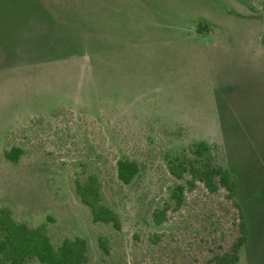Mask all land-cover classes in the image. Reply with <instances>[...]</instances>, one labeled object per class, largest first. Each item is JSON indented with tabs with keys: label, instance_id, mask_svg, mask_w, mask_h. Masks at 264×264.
<instances>
[{
	"label": "rangeland",
	"instance_id": "374dc122",
	"mask_svg": "<svg viewBox=\"0 0 264 264\" xmlns=\"http://www.w3.org/2000/svg\"><path fill=\"white\" fill-rule=\"evenodd\" d=\"M198 141L239 180V264H264V0H0V207L18 221L46 223L55 243L84 236L88 264H197L238 234L226 191L197 181L171 224L152 212L177 182L168 158ZM120 158L139 163L129 184ZM91 169L121 230L93 222L76 193ZM184 213L181 251L160 254L149 236Z\"/></svg>",
	"mask_w": 264,
	"mask_h": 264
},
{
	"label": "trees",
	"instance_id": "16d2710c",
	"mask_svg": "<svg viewBox=\"0 0 264 264\" xmlns=\"http://www.w3.org/2000/svg\"><path fill=\"white\" fill-rule=\"evenodd\" d=\"M199 26L200 31H203L204 27L208 28L207 25ZM4 154L8 160L17 162L23 154V147L11 145L5 149ZM168 168L177 182L171 191L170 199L154 208L153 223L157 227H162L171 224L169 212L183 213L187 205L186 190L197 187V181L202 183L210 193H218L224 189L227 199L236 210L235 227L238 234L227 248L207 255L201 253L202 259L197 264H237L249 234L244 210L238 199L240 188L237 175L214 159L211 145L206 141H198L182 147L176 157L168 158ZM139 171L140 166L137 161L129 158L118 159L116 174L123 184L131 183ZM76 174L74 178L76 193L81 202L89 208L92 221L108 223L116 230H121L120 213L106 198L103 191V179L99 173L91 169L84 177ZM190 217L191 215L184 213L179 223H172L170 231L162 230L150 235L148 240L155 245L154 249L157 247L160 254L167 253L170 256L179 253L183 237L189 231L184 226H187ZM209 221L215 226L218 223V221L215 223L212 218H209ZM98 242L104 254L109 256L111 254L109 237L99 235ZM32 261L42 264H88V240L84 236L76 235L65 237L61 242L55 243L46 223L32 225L25 221H18L10 206H1L0 264H29ZM125 263L127 264V261ZM183 264L192 263L183 261Z\"/></svg>",
	"mask_w": 264,
	"mask_h": 264
},
{
	"label": "crops",
	"instance_id": "0c3cea01",
	"mask_svg": "<svg viewBox=\"0 0 264 264\" xmlns=\"http://www.w3.org/2000/svg\"><path fill=\"white\" fill-rule=\"evenodd\" d=\"M208 26V25H207ZM208 28H210L209 26H208ZM240 261V260H239ZM237 264H239V262L237 263Z\"/></svg>",
	"mask_w": 264,
	"mask_h": 264
}]
</instances>
